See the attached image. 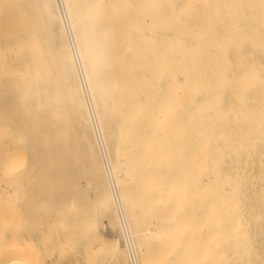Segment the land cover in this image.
<instances>
[{
    "label": "bare ground",
    "instance_id": "6f19581e",
    "mask_svg": "<svg viewBox=\"0 0 264 264\" xmlns=\"http://www.w3.org/2000/svg\"><path fill=\"white\" fill-rule=\"evenodd\" d=\"M0 34V198L96 264H264V0H0Z\"/></svg>",
    "mask_w": 264,
    "mask_h": 264
},
{
    "label": "rangeland",
    "instance_id": "374dc122",
    "mask_svg": "<svg viewBox=\"0 0 264 264\" xmlns=\"http://www.w3.org/2000/svg\"><path fill=\"white\" fill-rule=\"evenodd\" d=\"M1 37H3V38H5V37L2 34H0V47L1 46L3 47V45H2V41L3 40H2ZM0 66H1V64H0ZM0 71H2V70H0ZM0 74H2V72ZM0 126H1V128H4V131H0V133L2 132V137L0 138L1 139L0 140V144L2 143L0 145V160L6 158L7 156H9V160H11L10 159L11 155L9 154L11 152L10 150L12 149V151H13L14 149H16V151H18V150L20 151V149L22 148L21 150L23 152H21V151L19 152L18 151L21 156L18 154V152H16L20 158L22 157L21 159H19V157L12 156L15 159H17L16 161L18 163L17 164L15 161L12 160V165L13 164H17L16 168L18 170L19 168H22L21 167V163L24 161V157H25V148H24L25 145L24 144H25V142H24V144L21 143L22 140L20 138L17 139V137L14 136V135H17V134H13V132L11 133L9 131V130H11L9 125L4 124L5 127H3V125L0 124ZM6 127L8 128V131L6 129V132H5V128ZM3 134H5V135H3ZM8 134H13L12 135L13 138H9L10 135L7 136ZM13 141H15V142H13ZM1 148H4V150L6 149L5 153H4L3 149H1ZM17 148H20V149L17 150ZM6 151L8 152V154H6L7 153ZM11 153L16 155L14 151L11 152ZM22 154H23V156H22ZM3 155H7V156L4 157ZM7 160H6V162H7ZM20 160H21V162H20ZM13 162H15V163H13ZM3 163H5L4 160H3ZM3 163H2V165H3ZM23 163H22V165H23ZM18 166H19V168H18ZM5 169L7 171V169H12V168H6L5 167ZM0 170H1V167H0ZM14 170H16V169L14 168ZM9 171L11 172V170H9ZM10 172L8 173V171H7V173L9 175L7 173L5 174V172H4L5 176H3L2 170L0 171V177L2 176V178H1L2 180L0 181L1 182L0 184L4 183L3 186L7 182H9V183H7V185H5V186L10 185L11 183H10L9 180H11V182L13 183V181H12L13 177L12 178L9 177V176H11ZM6 176L9 177V180L7 182L5 181L6 179H8ZM2 200L3 201H7V200H5V198H3V199L0 198V201H1L0 202V208L2 206V209H1L0 213L3 212L2 214H0V256L1 255L3 256L2 260L5 259L4 256H9L7 254L8 252H7V249H6L8 240L10 239V238L8 239V236L11 237V238H13V236H14V239H15V237H18L16 239L17 240L19 239L20 244H22V242H21L22 237H26L27 235L28 236L30 235L29 237L27 236L28 239L30 240L29 244H28V242H24V239L22 241L25 244L27 243L26 246H25L26 248H27V246L30 247V248H27L28 250H30V254H28L29 251L27 250L28 252L26 253V255H27V257L29 255L31 256V258H30V256L28 258H30L31 260L33 259L32 260L33 262L30 261L32 264H92V263L96 264L97 263V262L96 263L92 262L91 259L90 260H88V259L94 257L95 255H97L100 252L99 251V247H98L97 251H96V247L97 246L94 247L93 245L90 246L91 248L90 247L88 248L87 246L79 248V249L75 248L74 245L76 243H74V242H75V238H76L77 235H75V236L73 235V233H74V232H72L73 228H72V226H70L71 225L70 223L72 222V219L70 217L71 215L69 216L70 217L69 219L65 218V220H64V222H65L64 223V229L62 230L59 227L58 222H57L58 221L57 219H59L57 214H55L54 212H52V214H50L51 213L50 210L48 212H47V210H45L46 207H44L45 209L43 207L41 208L42 210L44 209L45 211L43 210L42 212H40L38 214H35L36 217L33 216L34 218L32 217V220H29V219H27L26 217L23 216L24 214L22 213V207L19 205V203H15V202L11 201V204H10L9 201L3 202ZM1 203H2V205H1ZM12 203H15L16 207ZM5 205H9V206H5ZM17 206L19 207L18 209H17ZM6 208H7V210H6ZM21 215L25 219H23L21 217ZM21 218H22V220H21ZM27 221H28V223H27ZM66 225H67V227H66ZM28 226L30 227V229L28 228ZM11 228L12 229L14 228V229L12 230ZM19 228H20V230H19ZM24 228H26L25 230L28 231L27 235H26V231H24ZM10 229H11V231H9ZM15 229H18V230H15ZM12 231L13 232L15 231V234H17V236ZM9 232L10 233L12 232V234H10ZM64 232L66 233V235H65ZM23 233H25V234L23 235ZM74 234H76V233H74ZM65 236H66V238H65ZM67 236H68V238H67ZM27 237L25 238V241L28 240ZM73 237H75L74 241H73ZM77 238H78V236H77ZM14 239H12L13 240L12 242H10L11 240L9 241L10 244H12L14 242H18V241H16V239L14 241ZM260 241H261V239L258 238L256 243L259 245ZM64 244H66V245H64ZM93 244H95L94 241H93ZM22 245H21V247L23 249L24 247ZM24 250H25V248H24ZM72 252H74V253H72ZM88 255H90V257ZM65 257H66V259H64ZM263 257H264V252L260 253V259H261V261L264 262V258ZM87 261H88V263H87Z\"/></svg>",
    "mask_w": 264,
    "mask_h": 264
}]
</instances>
